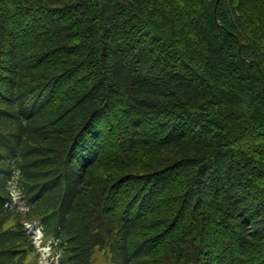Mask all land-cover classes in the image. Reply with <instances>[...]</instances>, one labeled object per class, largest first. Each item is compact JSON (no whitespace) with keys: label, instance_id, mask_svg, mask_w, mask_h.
<instances>
[{"label":"trees","instance_id":"1","mask_svg":"<svg viewBox=\"0 0 264 264\" xmlns=\"http://www.w3.org/2000/svg\"><path fill=\"white\" fill-rule=\"evenodd\" d=\"M215 3L0 0V195L60 264H264V0Z\"/></svg>","mask_w":264,"mask_h":264},{"label":"rangeland","instance_id":"2","mask_svg":"<svg viewBox=\"0 0 264 264\" xmlns=\"http://www.w3.org/2000/svg\"><path fill=\"white\" fill-rule=\"evenodd\" d=\"M219 1L220 0H217V2H216V5L218 6L219 5ZM216 7V6H215ZM167 152H165V153H163V154H152V156L155 158V159H157L158 157H166V158H169L168 160H165V162L167 163V162H169V160H171V158H173L174 156H172L173 154H175V153H169V154H166ZM37 237L39 238H41V233H37ZM38 243L40 244L41 243V241L40 240H38ZM49 251L48 250H46V252H45V254H44V260H46V261H49L50 260V258H49Z\"/></svg>","mask_w":264,"mask_h":264},{"label":"bare ground","instance_id":"3","mask_svg":"<svg viewBox=\"0 0 264 264\" xmlns=\"http://www.w3.org/2000/svg\"><path fill=\"white\" fill-rule=\"evenodd\" d=\"M216 17H217V14H216ZM216 17L214 16L215 20L218 22V19H216ZM243 146H244V144H241V145H240V148H241V149H242V151H244V153H245V149H246V148H245V147H243ZM252 224H253V225H255V223H254V222H252Z\"/></svg>","mask_w":264,"mask_h":264},{"label":"water","instance_id":"4","mask_svg":"<svg viewBox=\"0 0 264 264\" xmlns=\"http://www.w3.org/2000/svg\"><path fill=\"white\" fill-rule=\"evenodd\" d=\"M215 17H216V9H215ZM216 19H217V17H216Z\"/></svg>","mask_w":264,"mask_h":264}]
</instances>
